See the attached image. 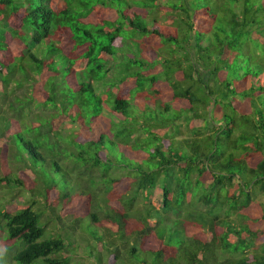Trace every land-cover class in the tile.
<instances>
[{
  "label": "trees",
  "instance_id": "obj_1",
  "mask_svg": "<svg viewBox=\"0 0 264 264\" xmlns=\"http://www.w3.org/2000/svg\"><path fill=\"white\" fill-rule=\"evenodd\" d=\"M238 1L0 0V264H264V0Z\"/></svg>",
  "mask_w": 264,
  "mask_h": 264
},
{
  "label": "rangeland",
  "instance_id": "obj_2",
  "mask_svg": "<svg viewBox=\"0 0 264 264\" xmlns=\"http://www.w3.org/2000/svg\"><path fill=\"white\" fill-rule=\"evenodd\" d=\"M241 2H242V0L238 1V3H241ZM97 91H99V90L97 89ZM29 112L41 114L43 112V107H38V106H35L34 104H31L29 106ZM63 124H64L66 129H69V128H72V127H74V129H75V127H76L74 125L70 126L69 123H63ZM25 196H27V195L25 194ZM86 264H92V263L91 262H86Z\"/></svg>",
  "mask_w": 264,
  "mask_h": 264
}]
</instances>
